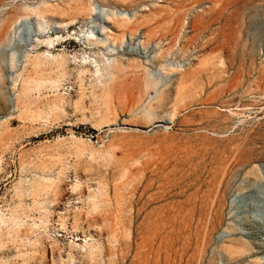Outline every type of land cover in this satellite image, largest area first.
I'll return each instance as SVG.
<instances>
[{
	"label": "rangeland",
	"instance_id": "obj_1",
	"mask_svg": "<svg viewBox=\"0 0 264 264\" xmlns=\"http://www.w3.org/2000/svg\"><path fill=\"white\" fill-rule=\"evenodd\" d=\"M0 264H264V0H0Z\"/></svg>",
	"mask_w": 264,
	"mask_h": 264
},
{
	"label": "bare ground",
	"instance_id": "obj_2",
	"mask_svg": "<svg viewBox=\"0 0 264 264\" xmlns=\"http://www.w3.org/2000/svg\"><path fill=\"white\" fill-rule=\"evenodd\" d=\"M49 42L51 43L52 41H51V40H49Z\"/></svg>",
	"mask_w": 264,
	"mask_h": 264
},
{
	"label": "trees",
	"instance_id": "obj_3",
	"mask_svg": "<svg viewBox=\"0 0 264 264\" xmlns=\"http://www.w3.org/2000/svg\"><path fill=\"white\" fill-rule=\"evenodd\" d=\"M91 131H93V129H90Z\"/></svg>",
	"mask_w": 264,
	"mask_h": 264
}]
</instances>
